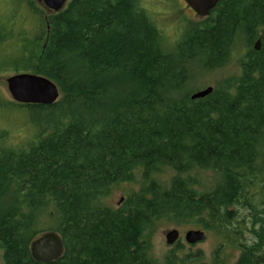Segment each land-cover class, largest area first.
<instances>
[{
	"label": "trees",
	"instance_id": "16d2710c",
	"mask_svg": "<svg viewBox=\"0 0 264 264\" xmlns=\"http://www.w3.org/2000/svg\"><path fill=\"white\" fill-rule=\"evenodd\" d=\"M17 6L11 21L0 15V73L46 77L60 96L0 99L35 132L27 149L0 138L3 264H205L180 243L164 263L152 258L144 231L165 218L221 236L214 264L225 246L264 264V0H220L175 43L143 0ZM240 49L238 77L192 99L190 67L222 68ZM133 183L122 206H107L115 186ZM48 231L64 254L37 262L30 245Z\"/></svg>",
	"mask_w": 264,
	"mask_h": 264
},
{
	"label": "rangeland",
	"instance_id": "374dc122",
	"mask_svg": "<svg viewBox=\"0 0 264 264\" xmlns=\"http://www.w3.org/2000/svg\"><path fill=\"white\" fill-rule=\"evenodd\" d=\"M19 0H0V15L4 16V19L11 21L16 15L18 9ZM35 3L47 11L46 5L41 0H34ZM70 0L67 1L66 6ZM143 5L146 11L151 16L156 26L167 37V40L171 43H175L181 39L186 30H189L192 24L202 19L194 14V11L189 9L184 0H143ZM34 17L31 14L30 18ZM31 27L35 24L32 20H28ZM189 28L187 29V27ZM30 27V26H29ZM30 29V28H29ZM27 29V30H29ZM32 30V29H31ZM30 30V31H31ZM12 44L10 42L8 45ZM40 48L43 43H40ZM244 50L240 49L235 53L228 63V65L222 68L214 69H202L200 66H191V71L188 80V92L191 95L206 89L207 87L216 88L227 80L238 77L240 73V65L244 59ZM16 59L15 57H11ZM16 75L12 71H4L0 73V99L1 102L11 103L15 102L8 90L7 80ZM47 116L43 115L41 118L45 119ZM34 129L23 115L17 112H10L5 107L0 106V138L6 135V144L8 147H14L17 149H27L34 141ZM5 132V133H4ZM0 139V149L3 147ZM203 183L204 181H200ZM138 184H121L114 187L111 195L107 198V206L117 209L124 204L127 195L130 191H136ZM0 202L5 200L0 198ZM9 205V203L7 204ZM41 229H47L51 227V222L48 217L45 216L41 220ZM173 230H177L180 235V239L177 243H180L184 253L201 254L205 264H214L215 255L218 252L219 247L224 243L221 236L214 233H206L207 237L203 242L196 243L194 245L188 244L185 240V235L190 230H201L192 223H182L178 220L165 218L156 220L148 229L144 231L149 253L154 260L164 263L167 254L175 248L176 244L169 245L166 241V235ZM223 241V242H222ZM221 264H241L238 259L239 254L234 252V248L228 246L222 247L219 253ZM0 264H3V252L0 248Z\"/></svg>",
	"mask_w": 264,
	"mask_h": 264
},
{
	"label": "water",
	"instance_id": "95a60500",
	"mask_svg": "<svg viewBox=\"0 0 264 264\" xmlns=\"http://www.w3.org/2000/svg\"><path fill=\"white\" fill-rule=\"evenodd\" d=\"M47 7L48 11L60 12L67 4L68 0H41ZM186 4L197 14V16L205 18L216 7L220 0H184ZM261 39L255 44V50H260ZM8 90L16 103L20 104H41L52 105L59 96L58 87L48 78L31 74L21 73L10 77L7 80ZM213 87H207L194 95L192 99H200L211 94ZM207 235L203 230H190L185 235L188 244L194 245L203 242ZM180 239L177 230L170 231L166 235V241L169 245H173ZM32 258L41 263H51L60 259L64 254V244L61 236L55 231L43 233L34 240L30 245Z\"/></svg>",
	"mask_w": 264,
	"mask_h": 264
},
{
	"label": "flooded vegetation",
	"instance_id": "af4514ba",
	"mask_svg": "<svg viewBox=\"0 0 264 264\" xmlns=\"http://www.w3.org/2000/svg\"><path fill=\"white\" fill-rule=\"evenodd\" d=\"M189 7V6H188ZM189 9H191L190 7H189ZM48 10V9H47ZM192 10V9H191ZM193 11V10H192ZM194 14L195 15H197L195 12H194ZM199 17V16H198ZM199 18H201V19H204V18H202V17H199ZM206 18V17H205ZM177 243V242H176Z\"/></svg>",
	"mask_w": 264,
	"mask_h": 264
}]
</instances>
